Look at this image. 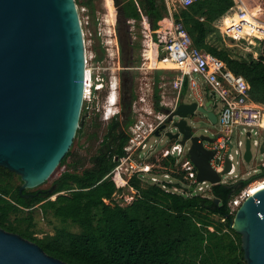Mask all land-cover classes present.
<instances>
[{
  "label": "trees",
  "instance_id": "16d2710c",
  "mask_svg": "<svg viewBox=\"0 0 264 264\" xmlns=\"http://www.w3.org/2000/svg\"><path fill=\"white\" fill-rule=\"evenodd\" d=\"M107 1L113 14L119 12L126 19H142L135 0ZM242 1L250 11L260 7L255 18L264 22V0ZM138 2L153 29L159 30L166 25L165 0ZM82 4L93 17L92 0ZM236 13L233 0H195L188 7H180L174 17L183 22L194 45L223 61L235 74L242 75L249 84L251 99L264 106V37L260 40L261 52L257 58L251 54L235 57L233 49L207 40L210 33L218 35L216 23L225 27ZM200 17L204 19L200 20ZM234 20L230 34L234 31L256 33V37L263 34L264 26L248 30L237 18ZM155 62L152 55V64ZM186 88L184 82L182 96ZM130 112H134L132 101L122 103V115L110 119L102 137L99 139L97 133L92 134V138H98V144L89 157V166L69 150L56 168L65 166L53 181L54 190L51 193L44 190V195H36L30 202L18 192L19 185L15 182L20 177L0 166V228L38 244L45 253L67 264H246L241 236L231 228L234 214L230 213L228 202L250 180L263 177L264 171L234 184L212 185L210 192L203 196L193 191L186 195L172 190L174 186H181L179 179L183 172L172 173L177 180L165 182L168 190L148 182L141 185L142 180L133 176L128 185L134 197L130 203L121 205L113 199V194L121 193L127 185L111 171L117 163L114 157L124 154L123 147L129 139L127 128L134 122ZM83 119L84 115L75 138L84 134ZM174 162L173 157L164 160L170 166ZM53 194H57L56 197L49 199ZM35 204H39L43 215L75 225L78 230L61 227L53 234L35 236L32 215H20L23 207Z\"/></svg>",
  "mask_w": 264,
  "mask_h": 264
},
{
  "label": "water",
  "instance_id": "95a60500",
  "mask_svg": "<svg viewBox=\"0 0 264 264\" xmlns=\"http://www.w3.org/2000/svg\"><path fill=\"white\" fill-rule=\"evenodd\" d=\"M84 74L85 50L75 0H0V166L20 177L22 196L23 190L48 180L69 151L80 127ZM209 103L198 106L180 98L167 118H176V133L165 134L182 136L181 144L189 142L187 156L196 168L197 181L218 184L220 175L209 163L212 151L202 144L212 138L193 134L187 124V117L196 111L216 123L215 113L206 109ZM250 158L247 138L244 160ZM229 169L226 160L222 174ZM231 228L241 236L246 264H264V188L241 203ZM0 264L67 263L0 228Z\"/></svg>",
  "mask_w": 264,
  "mask_h": 264
},
{
  "label": "rangeland",
  "instance_id": "374dc122",
  "mask_svg": "<svg viewBox=\"0 0 264 264\" xmlns=\"http://www.w3.org/2000/svg\"><path fill=\"white\" fill-rule=\"evenodd\" d=\"M85 1L88 0H75L83 31L86 73L87 70H89V75L88 73L86 74L88 76V85H86L88 87L86 88L88 90L87 93L90 99L83 101L80 114V121L82 115H84V134L80 138L73 139V143L69 150L76 153V158H80L83 162H85V166H89V157L96 151L98 144V138L95 136L92 138V134L97 133L99 139L102 137L110 119L114 117V115L118 114L119 117L122 115V103L134 101L136 110H134L132 113L130 112L129 115L131 118H134L135 127L132 129L127 128V133L129 136H133L134 134H136V136H140L143 134V126L148 127V124L153 122V120H157L156 115L158 111V116L162 115L161 112L163 111L160 109L162 100L166 102L172 101L173 94L170 91L163 93L162 90L157 88L159 75L161 76L162 74L167 73L159 68L160 64L158 63L157 59L159 55L157 53L158 46L156 45L158 29H153L151 25L152 23L146 19V13L138 0L135 1L138 4L141 12L142 19L140 20L126 19L119 12L113 14L107 0H92L94 7V16L92 17L90 10L82 4ZM142 31H146L149 35L148 43L150 44L151 50L149 54V61L142 59L141 56L142 49L146 47V45L144 46L142 44V40L144 39ZM226 42H228V44L231 43V41L228 39H226ZM233 44L235 45V43ZM243 44L244 42L242 45ZM128 47L131 49L129 52ZM240 47L237 46V48L235 47L233 50L235 55H239V51H241ZM152 55L156 61L154 64H152ZM130 56L131 59L128 61V57ZM142 63L148 64L149 68L142 67ZM128 68H130V70H128ZM128 73L134 75L135 78L133 91L129 90L127 86L122 87L121 84L122 78L126 77V74ZM167 76L169 75L167 74ZM194 76L198 80L205 98L214 99V102L209 104L206 109L213 111L218 117L222 108L220 99L215 94L210 92V89L200 76L196 74ZM154 77L155 85L153 81ZM103 85L105 86L102 87ZM94 87H97L98 89L94 90ZM152 95H154L156 100L154 101L156 111L152 112V110H149L146 113L143 108L151 109V107L154 106L152 102ZM192 96L193 95L191 91L186 90L181 99L185 102H191L193 101ZM156 106L159 109H157ZM174 119L176 120V118ZM174 119L172 123H170V121L165 123V128L161 129V134L159 136H155L153 134L149 136L146 141L147 147H149V145H156L157 150L170 147V145L173 143V140H171L165 133L167 131L176 133ZM187 124L192 128L193 134H205L209 137H212V133L218 128V124L210 123L207 120L206 115L199 111H196L187 117ZM179 138L181 139L182 136ZM132 144L133 141H131V145ZM229 146L232 151L235 149L236 132L233 134L232 139L229 142ZM132 151H135V149ZM252 152L255 159L253 158L249 162L244 161L241 165L236 164L235 171L237 174L246 176L248 169L254 167L257 162H259L264 157L256 151L254 146L252 147ZM137 153H140V151H136L135 153L133 152L132 155H137ZM160 157L161 155L158 154L157 151L146 150L143 151L140 162L150 164L153 166V172L157 173L159 171L166 172L167 170L168 172H178L183 170V159H179V162L175 167H170L162 162L163 160L160 159ZM183 157L184 155H181V158ZM238 158L239 157L235 155V160H238ZM68 162H71V158H68ZM64 169L65 166H61L48 178V180L30 190H48L53 186L52 184L55 178L58 177ZM126 175L127 173L124 175V177H126ZM221 178L222 181L235 179L233 174H222ZM175 180L176 179H174V181ZM15 183L19 185L21 184V180H16ZM181 183H186L187 187H189L188 184L193 186L191 181L185 177ZM141 185L145 184L141 181ZM183 185L186 187L185 184ZM199 185L204 186V184L198 182L194 188ZM199 192H201V194L198 195H204V191ZM56 195L57 194L51 195L49 199H54ZM132 198L133 192L128 184L124 191L114 195L115 201L119 202L121 205L130 203ZM22 211L23 212L20 213V215H32L35 224L34 235L37 237H42L45 234H53L56 228L61 227H64L70 231L78 230L75 225L63 223L52 216L43 215L39 209V204H35L28 208L23 207ZM214 218H216V216H214Z\"/></svg>",
  "mask_w": 264,
  "mask_h": 264
},
{
  "label": "built area",
  "instance_id": "2783aa9c",
  "mask_svg": "<svg viewBox=\"0 0 264 264\" xmlns=\"http://www.w3.org/2000/svg\"><path fill=\"white\" fill-rule=\"evenodd\" d=\"M175 1L179 6L185 8L192 4L195 0ZM165 2L167 9V23L164 27L158 30V38L156 39V42L158 44L157 53L159 54L157 58L158 63H162V66H159V68L167 73L162 74L161 76L159 75L157 88L162 90L163 93H166L167 91L172 92L173 100L170 102L162 100V103L160 104V109L163 111L161 112L162 115L158 116V111L156 115L157 120H153V122H151L155 124L150 123L148 124V127H142L143 134L140 136H136V134L129 136L128 142L123 147L124 154L121 157H114V160L117 161V163L111 173L115 172L119 176L122 184L127 185L133 176H137L143 183L148 182L151 184H158L162 188L168 190L169 188L166 186L165 182L174 183L177 180L176 177L172 176V173L179 174L183 172L182 179H179L181 186H174L172 188L173 191H180L181 193H186V195H191V191H193L194 194H201L199 191H204V195H207L210 192L211 186L216 184H211L207 181L199 182L196 180V168L187 156L189 149L188 142L181 144L179 137L170 138L173 140L170 147L157 150L156 145H149V147H147V139L150 135H155V131L157 129H159V135L161 134V125L167 122L169 114L175 110L180 98L182 97L184 82L187 83L186 90L191 91L193 101H196L198 106H204L206 101H210L209 104L214 102V99L212 98H205L201 90V86L194 75L196 74L200 76L210 89V92L215 94L220 99L222 104L220 115L217 117V121L215 123L218 124V128L212 133V140H202V144L206 150L212 151L209 163L211 168L220 175V181L218 184H234L240 179H247L264 171V157L257 162L254 167L248 169L246 176H241V174H237L235 171L236 164L241 165L245 161L244 152L247 138H249L250 142V161L254 158L252 152L253 146L256 148L257 152L264 156V150L262 152L260 150L261 145L264 147V106L251 99L249 95V84L242 75L235 74L229 70L222 61L212 59L211 56L203 49L193 44V41L183 22L181 20H176L174 17V5L170 3V0H165ZM236 8L238 22L243 23L242 20L245 16H247V14H251L255 18V15L247 10L241 0H238ZM142 34L144 36L142 44L144 46L146 45V47L142 49L141 56L142 59L149 61V54L151 51L150 44L148 43L149 35L146 31H142ZM142 67L149 68V65L142 63ZM87 73L89 75V70H87ZM87 73L85 69L83 101L90 99L86 88L88 87L86 86L88 85ZM167 74L169 76H167ZM153 81L155 85V77ZM154 101L156 100L154 95H152V102L154 106L151 107V109L142 107L146 113L149 110H152V112L156 111ZM132 108L133 111L136 110L134 101H132ZM156 108L158 107L156 106ZM172 122L173 120L170 121V123ZM134 127L135 122L128 128L132 129ZM235 132L236 146L232 151L229 146V142ZM247 132L250 133L249 136L247 135ZM131 141H133L132 145ZM134 149L135 151H132ZM146 150L157 151V153L161 155L160 159L163 160L162 162L170 157H173L175 162L173 166L168 165L170 167H175L178 164L179 159H183V170L178 172H168V170L166 172H153V166L140 162L143 151ZM136 151H140V153L132 155V153H135ZM181 155H184V157L181 158ZM235 155L239 157L238 160H235ZM226 160H229L230 162V169L224 174H233L235 179L222 181L221 175L225 169ZM126 173L127 175L124 177ZM184 177L189 179L193 186L187 183L189 186L187 187L186 183H183L186 185L185 187L181 183V181L184 180ZM174 179L176 180L174 181ZM263 180L264 176L253 178L246 186L240 189V191L236 193L228 202L230 213L234 214L241 203L248 196H250L248 188L252 184ZM198 182L204 184V186L199 185L194 188ZM115 194L118 193L113 194V199ZM104 201L106 203L110 202L109 200Z\"/></svg>",
  "mask_w": 264,
  "mask_h": 264
},
{
  "label": "crops",
  "instance_id": "0c3cea01",
  "mask_svg": "<svg viewBox=\"0 0 264 264\" xmlns=\"http://www.w3.org/2000/svg\"><path fill=\"white\" fill-rule=\"evenodd\" d=\"M233 1L235 4V7H236L238 0H233ZM170 3L174 5L173 12H175V13L178 12V9L181 6H179L175 0H170ZM242 3H243V1H242ZM244 6L246 7L245 4H244ZM236 10H237V8H236ZM247 10H249V9L247 8ZM260 11H261V8L259 7L255 11H250V12L256 16ZM236 18H237V13L235 14V17L233 16V21L229 25H226L225 27H219L217 25L218 23H216L215 28L218 32V35L210 33L207 36V40L210 43L216 44L217 46L225 45L226 47H229L233 50L235 49V47L237 48V46L238 47L241 46L240 47L241 51H239V55L236 54L235 57H245L247 54H251L253 58H257L261 52L260 40L262 39V37H264V29H263V34L261 35V37H256L257 36L256 33L252 34V32H246V31H244L243 34L238 33L239 31H234V34H230L229 33L230 27L232 26L233 23H235L234 19H236ZM203 19H204L203 17H200V20H203ZM237 21H238V18H237ZM259 22L261 23L262 21H259ZM262 23L259 26H264ZM256 28H259V27L257 26V27H255V29ZM248 30H253V29H248ZM226 39L231 41V43L228 44V42H226ZM257 40H259V41H257ZM243 42H244L243 45H245V46L242 45ZM233 43H235V45ZM231 46H235V47H231ZM211 58L217 59L213 56H211ZM217 60H219V59H217Z\"/></svg>",
  "mask_w": 264,
  "mask_h": 264
},
{
  "label": "bare ground",
  "instance_id": "6f19581e",
  "mask_svg": "<svg viewBox=\"0 0 264 264\" xmlns=\"http://www.w3.org/2000/svg\"><path fill=\"white\" fill-rule=\"evenodd\" d=\"M78 10V9H77ZM79 14V13H78ZM79 20H80V17H79ZM242 24L245 28L247 29H253L259 25H261V23L255 19L251 14H247V16L244 17V19L242 20ZM264 25V23H262ZM80 25H81V21H80ZM81 29H82V26H81ZM82 37H83V31H82ZM84 43V41H83ZM84 50H85V47H84ZM85 64H86V59H85ZM86 69V68H85ZM84 98V96H83ZM264 188V180L263 181H259L255 184H252L248 189V193L251 195L261 189Z\"/></svg>",
  "mask_w": 264,
  "mask_h": 264
},
{
  "label": "flooded vegetation",
  "instance_id": "af4514ba",
  "mask_svg": "<svg viewBox=\"0 0 264 264\" xmlns=\"http://www.w3.org/2000/svg\"><path fill=\"white\" fill-rule=\"evenodd\" d=\"M131 47V46H130ZM130 47H128V52L131 50ZM131 59V56L128 57V61ZM132 63V62H130ZM128 70H130V68H128ZM126 77L122 78V87H128L129 90H133L134 89V82H135V78L133 75H131L130 73L126 74ZM35 191H37L38 193H36ZM22 194H24L25 196H23V198L26 200V202H30L31 199H33V197H35L36 195H44L45 191L44 190H23Z\"/></svg>",
  "mask_w": 264,
  "mask_h": 264
}]
</instances>
